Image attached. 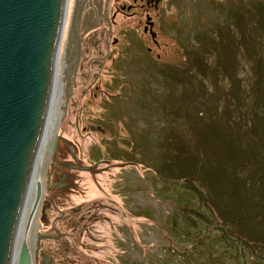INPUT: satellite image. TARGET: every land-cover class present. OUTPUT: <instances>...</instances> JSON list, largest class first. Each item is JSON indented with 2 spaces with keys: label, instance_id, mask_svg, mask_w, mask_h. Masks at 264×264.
<instances>
[{
  "label": "rangeland",
  "instance_id": "1",
  "mask_svg": "<svg viewBox=\"0 0 264 264\" xmlns=\"http://www.w3.org/2000/svg\"><path fill=\"white\" fill-rule=\"evenodd\" d=\"M116 2L68 0L30 252L61 233L45 264H264L203 203L264 240V0H163L158 47Z\"/></svg>",
  "mask_w": 264,
  "mask_h": 264
},
{
  "label": "water",
  "instance_id": "2",
  "mask_svg": "<svg viewBox=\"0 0 264 264\" xmlns=\"http://www.w3.org/2000/svg\"><path fill=\"white\" fill-rule=\"evenodd\" d=\"M67 7L68 0H0V264H9L42 138ZM147 22L153 26L150 17ZM89 129L101 131L99 126ZM40 199L38 181L31 216ZM41 238L53 237L37 236V246ZM16 264H34L27 238L20 243Z\"/></svg>",
  "mask_w": 264,
  "mask_h": 264
},
{
  "label": "bare ground",
  "instance_id": "3",
  "mask_svg": "<svg viewBox=\"0 0 264 264\" xmlns=\"http://www.w3.org/2000/svg\"><path fill=\"white\" fill-rule=\"evenodd\" d=\"M62 62L63 65L62 69L60 70L58 55L57 70L55 73V81L53 85L52 95L50 98V106L46 116L42 132V138L40 139L36 159L34 161L32 172L30 174V181L27 185V189L24 194L23 204L14 230V240L12 244L9 264H16L17 252L20 243L24 240V238H28L33 221V216H31V210L34 200L35 183L38 182L40 178L42 162L44 156L46 155V149L49 148V138L55 136L56 130L60 124V119L62 115L61 105L63 102V81L65 69L64 67L66 66V57L63 58Z\"/></svg>",
  "mask_w": 264,
  "mask_h": 264
},
{
  "label": "flooded vegetation",
  "instance_id": "4",
  "mask_svg": "<svg viewBox=\"0 0 264 264\" xmlns=\"http://www.w3.org/2000/svg\"><path fill=\"white\" fill-rule=\"evenodd\" d=\"M163 0H117L116 6H114V12L112 14V26H115L117 32L121 35H127L130 33L133 28H141L143 34H147L150 36L151 42L158 47V43L155 39V36L152 37L151 31L154 28V21L152 20L149 12L151 10H157L160 6H162ZM137 14H140V18L136 20ZM147 17H150V21L153 23V26L150 27L147 22ZM118 18L119 20H116ZM116 42V40H115ZM147 51L150 52V47L147 48ZM158 56V54H157ZM69 218H67L68 220ZM84 233V229H82ZM52 236L53 238H41L38 246L36 245V237L37 236ZM34 239V250L31 252L32 261L34 264H45L48 263L49 258L47 254H45V250L43 249L42 242L43 241H55L56 243L61 240V233H57L55 235L52 234H39ZM37 250V252H36Z\"/></svg>",
  "mask_w": 264,
  "mask_h": 264
},
{
  "label": "trees",
  "instance_id": "5",
  "mask_svg": "<svg viewBox=\"0 0 264 264\" xmlns=\"http://www.w3.org/2000/svg\"><path fill=\"white\" fill-rule=\"evenodd\" d=\"M203 203L209 204V206H210L209 211L212 215V222H214L217 225V228L219 230H221V231H223V229L227 230L229 232V234L232 236V238L239 241L242 246L246 245L250 249H255L256 251L264 248V240L263 239H260V240L254 239L250 235L249 232L242 230L232 221H228V220L224 219L223 218L224 216H222L221 213L217 209L213 208L209 202H206V203L203 202ZM196 215L199 217L202 214L197 212ZM212 222L210 220L207 221L208 224H211ZM198 243H200V242H198Z\"/></svg>",
  "mask_w": 264,
  "mask_h": 264
}]
</instances>
